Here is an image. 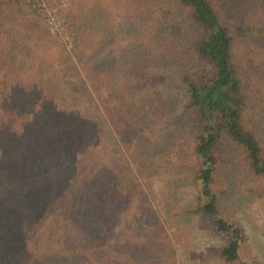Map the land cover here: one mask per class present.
Instances as JSON below:
<instances>
[{
  "label": "trees",
  "instance_id": "obj_1",
  "mask_svg": "<svg viewBox=\"0 0 264 264\" xmlns=\"http://www.w3.org/2000/svg\"><path fill=\"white\" fill-rule=\"evenodd\" d=\"M111 1L126 19L127 52L115 66L93 50L113 34L109 17L91 21L82 2L69 5L68 22L80 31L73 44L89 60L74 78L86 88L76 106L40 79L58 77L50 58L23 62V40L7 22L36 32L17 12L25 0H0L3 210L38 209L35 226L51 214L69 234L27 252L25 264H178L167 221L144 189L161 174L194 193L173 215L197 217L224 238L207 257L258 264L241 258L245 231L218 201L229 190L226 154L264 175V0ZM244 38L256 43L239 52ZM128 211L132 218L120 220ZM128 244L133 255L117 251Z\"/></svg>",
  "mask_w": 264,
  "mask_h": 264
},
{
  "label": "rangeland",
  "instance_id": "obj_2",
  "mask_svg": "<svg viewBox=\"0 0 264 264\" xmlns=\"http://www.w3.org/2000/svg\"><path fill=\"white\" fill-rule=\"evenodd\" d=\"M76 1L82 2L85 14L91 21L100 22L109 17L113 23V34L105 44H98V48H93L96 49L94 55L108 58L113 62V66L119 65L121 55L127 52L126 25H123L126 19L117 11L118 6L111 0H25L23 9L17 12L29 28L33 24L36 25V32L32 33L25 27L21 31L17 23L12 21L7 22V25L13 34L23 40L21 44L24 54L28 53L23 59V62L27 63L25 65L36 67L40 58H50L58 69V77H53L45 71L41 72L40 79L51 82L62 101L77 106L84 104L85 101L80 100L85 99L86 88L78 86L74 78L84 73L89 60L85 57L88 55L81 56L80 50L73 44L76 36L79 39L80 31L68 22L67 14L70 7L76 5ZM46 16L52 17V27L48 20H42L47 18ZM25 30L30 33L28 37H25ZM255 43L253 38L240 39L238 51L245 52L247 46L252 47ZM87 52L89 53V50ZM102 137L103 133H97L93 141L98 139L101 142ZM232 152L225 156L230 166L229 168L227 165L228 171L231 173L229 190L220 196L218 206L222 215L240 224L245 231V240L240 248L241 258L254 259L258 264H264V175L251 174L241 158ZM15 177L17 180L13 179V182L18 185V179L23 175ZM187 182L179 181L169 174H161L147 178L144 184L146 195L157 212L167 221L177 248L178 264H229L217 258L207 257L209 247L224 242L222 236L214 234L207 226L203 227V222L197 217L189 219L173 215L174 211L194 199L190 182ZM7 193L6 189H0V264H25L27 252L50 244L59 245L60 242L63 243V239L69 238V234L63 235L65 232H60L57 226L59 219L51 214L35 226L34 217L38 209L27 214L20 206L18 212L15 206L8 214L14 212L16 216H7L3 210L4 205L10 201V195ZM126 213L120 220L132 218L133 212ZM117 251L133 255L134 250L128 244L119 247Z\"/></svg>",
  "mask_w": 264,
  "mask_h": 264
},
{
  "label": "built area",
  "instance_id": "obj_3",
  "mask_svg": "<svg viewBox=\"0 0 264 264\" xmlns=\"http://www.w3.org/2000/svg\"><path fill=\"white\" fill-rule=\"evenodd\" d=\"M46 17H47V16H46ZM51 18H52V17H51ZM51 18H48V17L46 18V20H48V22H49L50 25L52 24V20H53V19H51ZM51 27H52V25H51Z\"/></svg>",
  "mask_w": 264,
  "mask_h": 264
}]
</instances>
